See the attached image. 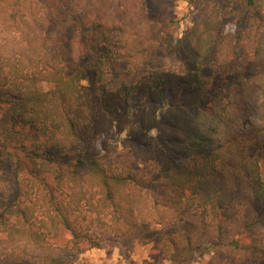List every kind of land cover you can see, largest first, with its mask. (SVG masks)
<instances>
[{
    "label": "trees",
    "instance_id": "16d2710c",
    "mask_svg": "<svg viewBox=\"0 0 264 264\" xmlns=\"http://www.w3.org/2000/svg\"><path fill=\"white\" fill-rule=\"evenodd\" d=\"M220 1L174 38L147 0H0L3 264H69L100 248L99 232L123 239L187 210L201 225L163 241L169 264L234 228L250 236L229 242L242 258L263 253L264 12ZM232 5L249 24L225 32ZM160 45L174 67L148 68ZM121 61L134 79L113 87Z\"/></svg>",
    "mask_w": 264,
    "mask_h": 264
},
{
    "label": "rangeland",
    "instance_id": "374dc122",
    "mask_svg": "<svg viewBox=\"0 0 264 264\" xmlns=\"http://www.w3.org/2000/svg\"><path fill=\"white\" fill-rule=\"evenodd\" d=\"M255 2L260 13L264 12V0H255ZM220 3V0H147V9L159 31L168 30L173 32L174 38H179L183 37L187 29L195 22L206 17L214 5H220ZM231 8L232 11L227 10L226 12L230 13H227L228 15L222 21L224 31L235 32L248 26L249 14L243 7L232 5ZM242 11L245 12L244 15H241ZM87 60H89V56L83 57L79 64H84ZM147 63L150 69L176 65L175 60L166 53L163 45L150 52ZM132 68L133 66L129 62H119L112 86H118L122 82H133L134 78L130 75ZM216 73L212 68L203 70V74L208 78ZM50 88V84H41L43 91H48ZM249 118L253 119L254 117ZM261 171L264 177V158L261 160ZM11 177L10 168L7 166L4 169V178L8 180ZM257 216L260 221L255 227V234H262L264 246V205L257 211ZM200 217V210H187L183 213L182 221L175 226L146 223L142 224L132 235L123 239H115L110 234L99 232L101 236L100 248L88 249L80 255L69 256V264H159L160 261L163 264H169L168 260L161 257L160 250L163 241L178 231L196 232L201 225ZM235 233L238 235H234ZM232 237L243 242L250 238L249 235L238 233V230L234 228L233 231L223 235L214 245L208 246V251L204 254L196 253L187 257L184 264H264V251L262 254L253 253L242 258L229 245ZM62 241L59 240L57 243ZM9 251L10 248L4 247V244L0 242V264L5 262V255ZM23 264L37 263L33 259H27Z\"/></svg>",
    "mask_w": 264,
    "mask_h": 264
}]
</instances>
